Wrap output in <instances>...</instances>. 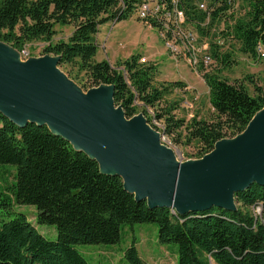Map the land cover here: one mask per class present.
<instances>
[{
  "label": "trees",
  "instance_id": "1",
  "mask_svg": "<svg viewBox=\"0 0 264 264\" xmlns=\"http://www.w3.org/2000/svg\"><path fill=\"white\" fill-rule=\"evenodd\" d=\"M123 1L126 9L121 11L119 0H0V41L18 49L28 42L45 41L44 51L58 57V66L84 72L86 88L112 85L115 106L130 119L138 113L135 100L154 106L167 88L152 86L155 66H142L137 55L126 59L122 69L107 60H95L99 25L124 19L140 0ZM214 1L208 0V7ZM232 1H220L211 23L223 22L222 36L235 39L242 52L259 55V46L264 49V0H244L248 2L244 18L230 25L227 21L233 13L226 16L224 12ZM185 10L200 21L207 15L190 3ZM71 23L74 30L67 40H53L55 24ZM198 30L208 33L199 26ZM204 80L215 120L193 119L185 126L167 113L154 115L164 119L165 134L173 135L185 126L189 138L200 146V157L220 139L241 133L264 108V92L258 87L250 94L240 83L209 74ZM0 164L16 166L14 181L0 187V207L10 212L15 204L33 205L36 223L53 225L57 231L56 239H47L25 214L13 212L11 219L0 224V264H89L76 244L115 243L122 224L142 222L156 223L159 241L177 245V264H210V259L215 264H264V184L254 182L235 193V210L213 206L180 214L167 207L150 208L146 200H136L124 188L121 176L102 173L96 159L46 124L19 125L1 111ZM243 206H259L260 218L243 211ZM125 256L132 264H144L134 243Z\"/></svg>",
  "mask_w": 264,
  "mask_h": 264
},
{
  "label": "water",
  "instance_id": "2",
  "mask_svg": "<svg viewBox=\"0 0 264 264\" xmlns=\"http://www.w3.org/2000/svg\"><path fill=\"white\" fill-rule=\"evenodd\" d=\"M57 65L56 56L21 64L0 44V111L19 125L46 124L96 159L102 173L121 176L136 200L180 214L213 206L235 210V193L264 184V111L202 159L182 165L142 116L123 118L112 85L83 95Z\"/></svg>",
  "mask_w": 264,
  "mask_h": 264
},
{
  "label": "rangeland",
  "instance_id": "3",
  "mask_svg": "<svg viewBox=\"0 0 264 264\" xmlns=\"http://www.w3.org/2000/svg\"><path fill=\"white\" fill-rule=\"evenodd\" d=\"M200 1L209 4L208 0ZM234 4L233 17L227 21L230 25L237 19H243L248 10L247 1L236 0ZM223 24V22L215 21L213 30H217ZM54 29L53 40H67L74 30V24H55ZM96 41L98 45L96 61L107 60L110 64L122 69L121 64L126 59L137 55L138 62L142 66H155L152 86L159 89L167 88V90L154 106L135 100L138 113L134 116H142L145 126L158 134L159 143L170 149L175 161L182 164L186 161L188 163L200 160L204 156H199L200 146L196 140L189 138L184 128L186 124L193 119L211 122L216 118V112L209 102L210 94L204 80L205 75L209 74L231 83L243 84L250 94H254L257 87L264 92V57L260 54L251 56L242 52L235 39H227L225 46L215 51L218 53L215 63L212 61L206 68L195 70L189 62L191 54L187 52L184 39H172L171 35L163 34L150 25H146L137 18L136 11L133 9L120 21H107L100 24ZM0 44L7 47L21 64L31 60L54 57L44 51L46 42L42 40L28 42L19 49L3 41H0ZM223 60L227 62L224 64ZM56 69L81 93H84L83 95L93 89V87L86 88L87 76L77 67L57 65ZM175 82L181 85L172 86L171 84ZM263 111L264 108L258 111L256 116ZM157 112L167 113V115L181 119L185 126L173 135L165 134L163 132L165 121L155 118L154 115ZM15 172V165L0 164V187H7L12 183ZM234 205L237 208L235 201ZM240 208L254 218L261 216L259 206ZM13 212L25 214L45 238L56 239L57 231L53 225L36 223V210L33 205L15 204L10 212L0 207V224L11 219ZM157 231V224L154 222L124 223L121 225L119 240L115 243L76 244L74 247L89 264H132L126 258L125 252L133 243L144 264H177V245L173 242H160ZM209 261L210 264H215L213 260Z\"/></svg>",
  "mask_w": 264,
  "mask_h": 264
},
{
  "label": "built area",
  "instance_id": "4",
  "mask_svg": "<svg viewBox=\"0 0 264 264\" xmlns=\"http://www.w3.org/2000/svg\"><path fill=\"white\" fill-rule=\"evenodd\" d=\"M119 1V8L121 11L125 10V2ZM220 1H214L213 6L208 7L209 4L207 5L200 0H140L134 10L137 18L146 25H150L163 34L171 35L172 39H184L187 44V52L191 54V59H189L191 66L195 70H200L198 68H206L212 61L215 63V51L219 47L225 46L227 39L230 40L229 37L221 34L222 30L226 31L225 24L217 30H213L215 22L211 23L212 12L217 11L222 5ZM235 1H232L233 4L230 3L229 8L225 10L226 16L234 12ZM186 3L194 5L195 10L207 12V15L201 21L189 17L185 10ZM152 24L156 25L153 26ZM198 26L208 30V33L202 34L198 30ZM258 51L264 57V49L259 46Z\"/></svg>",
  "mask_w": 264,
  "mask_h": 264
},
{
  "label": "bare ground",
  "instance_id": "5",
  "mask_svg": "<svg viewBox=\"0 0 264 264\" xmlns=\"http://www.w3.org/2000/svg\"><path fill=\"white\" fill-rule=\"evenodd\" d=\"M161 148H164L165 149V147H163V146H160ZM189 163V162H188ZM182 164V163H181ZM187 164V163H186ZM182 165H185V163L184 164H182Z\"/></svg>",
  "mask_w": 264,
  "mask_h": 264
}]
</instances>
